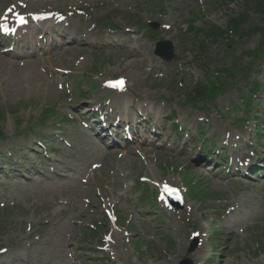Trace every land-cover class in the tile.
<instances>
[{
	"label": "rangeland",
	"instance_id": "374dc122",
	"mask_svg": "<svg viewBox=\"0 0 264 264\" xmlns=\"http://www.w3.org/2000/svg\"><path fill=\"white\" fill-rule=\"evenodd\" d=\"M27 2L39 6L24 11ZM17 3L18 14L51 12L80 33L74 43L52 41L56 49L34 55L29 69L20 61L13 76L0 65V264H264V134L250 120L262 118L264 64L237 87L222 86L238 73H221L248 61L258 36L230 46L206 37L241 14L264 26V11L251 13L244 0H0V18ZM159 41L172 44L170 63L154 56ZM7 48L0 42V57L12 58ZM190 82L220 90L194 108ZM122 107L139 138L111 149L83 121ZM44 110L54 119L43 126ZM37 142L46 157L29 152ZM204 146L224 151L221 171L196 159ZM242 157L259 168L253 179L226 174ZM165 184L180 210L167 207Z\"/></svg>",
	"mask_w": 264,
	"mask_h": 264
},
{
	"label": "trees",
	"instance_id": "16d2710c",
	"mask_svg": "<svg viewBox=\"0 0 264 264\" xmlns=\"http://www.w3.org/2000/svg\"><path fill=\"white\" fill-rule=\"evenodd\" d=\"M229 1L233 3L238 0H229ZM244 1H245L246 8L251 13L255 12L256 14H260V15L263 13L264 0H244ZM248 22H249V18L245 14L237 15V17H231L229 19L227 23V27H228L227 31L214 27L211 30H209L206 35V37L210 39L222 38L224 40H228L231 42L232 40H230V36L232 35L233 36L232 38L234 37L236 38L235 44H239L240 42H242V40H245V39L249 40L252 36L259 37L258 46L253 51L246 52L247 54H249L248 64L243 59H240V60L237 59L232 62L229 69L224 70L222 72L224 76L230 77L231 79H232V75L235 73H238L239 76L242 77L244 72L245 74L246 73L248 74V72H251L253 69V65L256 62L260 61L264 63V26H262L263 24H259V23L247 26ZM244 46L242 48H244ZM202 52H204L203 47L200 48V53ZM250 58L253 59L254 61H251ZM240 64H242L243 66H241ZM233 78L235 77L233 76ZM233 80L237 83L241 79L237 81V78H235ZM227 83H225L224 86H226ZM188 89L190 90L189 92H187L186 97L188 98L189 102H192V104H194L195 102L204 103L206 100H208L207 98L209 97L213 99L214 98L213 96L216 95V92H219L220 90L215 86V84H212L211 86H209V91L206 92V89L204 86H199V85L197 86V84L193 85L192 83L190 84V87H188ZM241 100H242V105L245 104V102H247V99L245 98H242ZM247 103L246 105L248 106ZM259 122L261 125L264 124V113H263V118L259 120ZM1 138H3V134L0 132V139Z\"/></svg>",
	"mask_w": 264,
	"mask_h": 264
},
{
	"label": "bare ground",
	"instance_id": "6f19581e",
	"mask_svg": "<svg viewBox=\"0 0 264 264\" xmlns=\"http://www.w3.org/2000/svg\"><path fill=\"white\" fill-rule=\"evenodd\" d=\"M22 4H16V5H14V6H12V9L10 10V12L6 15V16H4V23H8V21H6V20H8V19H14V17H16V16H18V15H21V14H26L25 12L24 13H21V14H17V12H18V10H24L23 9V7L21 6ZM27 5H28V7H26L25 8V10L24 11H26V9L27 8H29V9H31V10H36L37 9V7L39 6L38 5V3H32V2H27ZM14 14H16V16L14 15ZM30 14H33V15H39V13L37 14L35 11H33V12H30ZM12 15H14V16H12ZM44 26V24L43 25H41V27H43ZM49 26L50 25H47V27H46V30H49ZM54 28L55 27H52V28H50V31H49V33H52V32H56V30H54ZM75 30L78 32L79 30H77L76 29V27H75ZM78 33H80V31L78 32ZM45 34H47L46 33V31H45ZM41 37H42V35H41ZM31 52L34 54L35 52H34V49H32L31 50ZM33 54H31V56H33ZM11 56H13V58H14V55H11ZM20 56H22V55H18L17 57H15V59L14 60H18L17 58L18 57H20ZM23 57V59H25V63H22L21 64V66L23 67L24 66V64L27 66V69H29L30 67H31V64H30V59H29V57L28 56H22ZM12 58V59H13ZM22 59V60H23ZM22 60H18V61H22ZM18 61H11L10 59H6V58H4V57H0V65L2 64L3 66H5V68H7L9 71H10V74L13 76V74L16 72V71H20V69H19V67H20V65H18L19 64V62ZM19 67H18V66ZM21 67V68H22ZM21 70H23V69H21ZM12 71H14V72H12ZM15 76V75H14ZM23 80L26 82L28 79H24L23 78ZM168 185V184H167ZM167 186H163V188H166Z\"/></svg>",
	"mask_w": 264,
	"mask_h": 264
},
{
	"label": "water",
	"instance_id": "95a60500",
	"mask_svg": "<svg viewBox=\"0 0 264 264\" xmlns=\"http://www.w3.org/2000/svg\"><path fill=\"white\" fill-rule=\"evenodd\" d=\"M155 55L162 58L164 61L169 62L174 58L173 48L169 42H160L157 44ZM193 250V246L190 251ZM187 264V262H185Z\"/></svg>",
	"mask_w": 264,
	"mask_h": 264
},
{
	"label": "snow or ice",
	"instance_id": "6c2138e0",
	"mask_svg": "<svg viewBox=\"0 0 264 264\" xmlns=\"http://www.w3.org/2000/svg\"><path fill=\"white\" fill-rule=\"evenodd\" d=\"M20 19H21V22H23V18L21 17Z\"/></svg>",
	"mask_w": 264,
	"mask_h": 264
}]
</instances>
